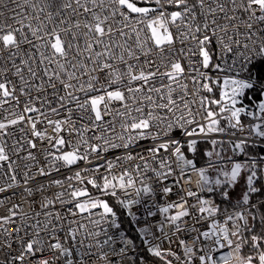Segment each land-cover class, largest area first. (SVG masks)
<instances>
[{"label":"snow or ice","instance_id":"snow-or-ice-1","mask_svg":"<svg viewBox=\"0 0 264 264\" xmlns=\"http://www.w3.org/2000/svg\"><path fill=\"white\" fill-rule=\"evenodd\" d=\"M258 66L264 0H0V194L12 190L0 196V264H133L134 240L109 231L120 229L117 212L87 185L139 223L133 206L183 191L188 168L199 192L223 202L241 180L245 190L231 211L191 189L153 201L164 220L139 229L146 251L160 264H264V200H253L264 195V158L249 152L264 142ZM257 88L259 100L248 96ZM201 142L213 148L197 168L185 146L196 153ZM225 143L246 162L214 164ZM112 150L121 154L107 159ZM64 169L72 174L53 177ZM38 177L49 179L34 188ZM37 195L41 211L28 199Z\"/></svg>","mask_w":264,"mask_h":264},{"label":"built area","instance_id":"built-area-1","mask_svg":"<svg viewBox=\"0 0 264 264\" xmlns=\"http://www.w3.org/2000/svg\"><path fill=\"white\" fill-rule=\"evenodd\" d=\"M141 6H147V5L141 4ZM151 6L155 7L154 4L151 5ZM172 10H175V9L174 8H168V11H172ZM173 31H175V28H173ZM176 47L179 48V47H181V45L177 42ZM213 51L215 52V50H213ZM193 59L195 60L196 58L193 57ZM182 62L184 63L185 66H187V63H188L187 59H183ZM188 83H189V87L191 88L192 87L191 80H189ZM157 86H159V82L158 81H157ZM109 119H110V117H109ZM197 119H199V117H197ZM116 130H117V132L120 131V128H119V125L118 124H117V129ZM17 135H19V134L17 133ZM238 135H239V133H238ZM213 138H216V139H226L227 140V137L226 136H223L222 134H213ZM153 143L154 142L152 140L148 139V140L141 141V146L144 147V148H146V147L151 146ZM258 145H262L263 146L264 145V142H261ZM119 154H121L120 151L112 150L110 153L103 154V155H106V158L107 159H112V157L114 155H119ZM142 154H144L145 156H148L149 155L146 152H144ZM160 155L161 156H164L166 154L161 153ZM185 155L187 156V154H186V146H185ZM38 158H40L39 157V154H38ZM187 158H189V157L187 156ZM99 162L100 161L93 160V163L94 164L95 163H99ZM83 166H84L83 163H81L79 165V167H83ZM172 166H173V168L176 167V165L174 163V158H173ZM74 170L75 169H73L72 171H74ZM186 171L189 172L190 175H191V183H189V181L187 179H184L182 181V183H183V191H180V189L177 187L167 197H165L163 194H160V193H157L155 196H144L143 200L145 202H142L140 205L133 206L132 211L136 214V218L139 221V223H137L136 221L132 220V218L128 215L127 210L124 209L125 212L127 213L128 217L130 218V221L133 224L136 233L138 234L139 242H140L139 245H136L135 244V251L130 254L133 257V264H158L157 262H160L158 258L153 257L150 253H148L146 251L147 245H144L142 243V240L144 239V237H141L139 235V229L141 227H144L145 226V223H144L145 222V219H147L152 224H156L158 221H163L164 220V216L157 211V207L155 205L166 206V204L168 202L178 201L179 200V197L180 196H184L185 193L189 189L194 190V191H197L198 194L201 196V198H206V199H212V200H214V196L211 193H207V192H202L201 193V192H199V189H198L197 184H196V181L199 178L198 177V174L196 172H194V171H191L190 168L186 169ZM101 172L103 173L104 170L101 169ZM119 172H120V169L117 168L115 170V174L119 175ZM176 173L177 174L179 173V169H176ZM71 174H72L71 171H69L68 169H64V170H62V172L60 174L53 173V177H55V178H63L64 176L71 175ZM105 174H107V173H105ZM18 179L20 180L21 184H23V176H22V173L18 176ZM48 179L49 178H46V177H38L36 181L32 182V185L31 186H33L35 188V186L38 185L41 182L47 183V180ZM134 179H137L138 180V177L134 175ZM3 182L4 181L2 179H0V184H2ZM73 182L76 183L75 181H73ZM164 184L171 186L172 179H169L167 181H164ZM78 186L83 187L85 185H78ZM154 186L157 187V188L160 187V185H154ZM87 187H88V189L93 190L95 192L94 194H92L93 197H104L96 189H93L91 187V185H87ZM58 190L59 189H56V188H50L48 190V192L45 193V195H48L49 197H51L52 194H53V192L58 191ZM15 191L17 193H19L20 189H16ZM129 191L131 192V190H129ZM10 195H12V190H10L7 193L0 194V196H10ZM120 195L122 196L123 194L120 193ZM28 199L29 200L35 199L37 201V203L35 205H33V207L35 208L36 211H41V209L39 208V199H40V196L39 195H37L34 198H28ZM111 199H113V201H110V204L114 208V205H113L112 202H115L116 203V200H115V198H111ZM187 199L189 200L190 203H195V198L188 197ZM153 201H155V205L153 204ZM15 202H21L19 196H17L15 198ZM116 205H118V204L116 203ZM59 208H60V206L57 204L56 205V209H54V210H58ZM146 209H151L153 212H157V215L155 217H147ZM231 210H229V211H231ZM23 211H25V212L30 211V208H29L28 203H23ZM94 211L99 212V211H102V210L101 209H96ZM114 211H116L115 208H114ZM174 213H175V209L170 210L169 215H172ZM0 214H3V210L2 209H0ZM40 219L42 220L43 219V216H41ZM116 219H117V222L120 224V229L118 231L115 230V229H109V231L111 233H113V234H116V235H118L119 232H123L126 237L131 238L129 235L126 234V232L124 230V227L121 225L118 212H117ZM185 219H189V218H185ZM217 219H219V217H217ZM189 222H191V221L189 220ZM210 223H211V219H208V220L202 222L203 225H207V224H210ZM165 230H167V228ZM120 246H122V245H120V244H117L116 245V247H120ZM164 246L165 247L167 246V242H165ZM146 253L148 255H150L151 257H153L154 260L153 259H150V258H146L144 256V254H146Z\"/></svg>","mask_w":264,"mask_h":264},{"label":"trees","instance_id":"trees-1","mask_svg":"<svg viewBox=\"0 0 264 264\" xmlns=\"http://www.w3.org/2000/svg\"><path fill=\"white\" fill-rule=\"evenodd\" d=\"M254 71L260 73L262 71H264V68L262 67H257L256 69H254ZM248 96H253L255 97L257 100H259L260 96H259V90L258 88L249 92L248 93ZM245 103H249L247 97L245 99ZM215 108V106H213ZM255 110V109H253ZM245 119H251L250 117H245ZM225 144L223 145H219L216 147V151H219L221 152V156L224 157V159H227L229 158L228 157V153L230 150H227V152L225 153V150H224V147ZM213 146L209 143H204V142H201L198 144V150L196 153H192V152H188L186 151V154L187 156L192 159L194 161V163L196 164L197 168L199 167H203V166H207L208 164V160H209V157L206 155V153L210 150H212ZM249 152L250 154L252 155V157L254 159H261V158H264V145H254L252 146L250 149H249ZM230 154V153H229ZM233 155V154H232ZM239 158V160L246 162L247 158L244 157L243 155H234L233 158ZM213 160V163L214 164H217V165H220L218 164V162H221L222 159H217L215 156L212 158ZM221 166V165H220ZM261 183H264V181H262ZM259 186V185H258ZM213 196H214V201L222 208H227L228 210H231L232 209V204H235L237 200H233L231 201V203H228V202H223L222 201V197L216 192L214 193H211ZM108 198V197H107ZM110 199V201H113V199L111 198H108ZM253 200L254 201H258V200H264V195H260V194H257L253 197ZM113 205H114V208L115 210L118 212V215H119V219H120V223L121 225L124 227V230L126 232L127 235H129L133 240H134V243L136 245H139L140 242H139V237H138V234L136 233L135 229H134V226L133 224L131 223L130 221V218L128 217L127 213L125 212V210L123 208H121L119 205H116L115 202H112ZM144 256L146 258H150V259H153V257H151L150 255H148L147 253L144 254ZM157 262V261H156ZM158 264H160V262H157Z\"/></svg>","mask_w":264,"mask_h":264},{"label":"rangeland","instance_id":"rangeland-1","mask_svg":"<svg viewBox=\"0 0 264 264\" xmlns=\"http://www.w3.org/2000/svg\"><path fill=\"white\" fill-rule=\"evenodd\" d=\"M222 75V74H221ZM224 140H226V139H224ZM206 144V143H205ZM210 144V143H209ZM224 148V150H225V153L227 152V150H230L229 151V157H231L232 158V161L233 162H244V160L243 161H241V160H239V158L237 157V158H233L232 156V151H231V145H229V144H227V143H225V146L223 147ZM218 164H220L221 165V167H225V166H227L228 168H230V164H229V158H227V159H224V157H223V159L221 160V162H218ZM219 165V166H220ZM203 167H207V166H203ZM208 175H209V177H210V179H212V180H215V178L217 177V172H215V171H213L212 169H209V171H208V173H207ZM221 179H223V177L221 176ZM231 192H232V201L233 200H237L240 196H241V194L243 193V191L245 190V185H244V182H243V180H241L238 184H237V186L234 188V189H229ZM89 191H90V193H91V195L92 194H94L95 192L93 191V190H90L89 189ZM218 192H216V194H217ZM99 198H101V199H107V200H109V203H110V199H108L107 197H99Z\"/></svg>","mask_w":264,"mask_h":264},{"label":"crops","instance_id":"crops-1","mask_svg":"<svg viewBox=\"0 0 264 264\" xmlns=\"http://www.w3.org/2000/svg\"><path fill=\"white\" fill-rule=\"evenodd\" d=\"M233 156H234V155H233ZM233 156H232V157H233ZM228 157H229V153H228Z\"/></svg>","mask_w":264,"mask_h":264}]
</instances>
